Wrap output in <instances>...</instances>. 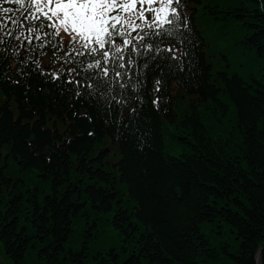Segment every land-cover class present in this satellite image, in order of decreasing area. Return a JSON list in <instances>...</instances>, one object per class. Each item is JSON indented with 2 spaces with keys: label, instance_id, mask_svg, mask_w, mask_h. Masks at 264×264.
<instances>
[{
  "label": "snow or ice",
  "instance_id": "obj_1",
  "mask_svg": "<svg viewBox=\"0 0 264 264\" xmlns=\"http://www.w3.org/2000/svg\"><path fill=\"white\" fill-rule=\"evenodd\" d=\"M204 7L213 17V23L217 19L226 21L229 16L244 21L245 14L252 21H264V0H216ZM187 11L188 0H0V70L17 72L18 86L37 77L41 85L47 83V107L52 111H56V104L61 100L83 102L91 109L84 114L90 122L99 119L106 131L115 129L111 143L118 145L119 156L110 163L119 169L120 175L97 189L93 200L94 206L98 204L109 213L112 226L107 234L102 233L94 240L97 250L93 257L101 254L106 236L117 228L125 234L141 231L138 239L143 247L139 254L128 257L126 264H132V259L139 262L144 254L148 264L155 261L194 264L192 257L196 248L204 246L194 244L193 239H201V225L214 218L209 212L215 209L202 205L200 201H207V196H193L182 174L173 171L186 168L187 164H178L171 157L166 159L152 147L159 140L160 114L163 112L169 120L174 119L161 99L166 77L175 69L189 91H200L199 86L193 88L191 81H184L183 73L193 59V52L200 59L197 68L206 72L211 67V63H204L205 54L199 49L205 44L215 48L212 40L219 36L215 31L211 39L202 36ZM258 29L254 35L239 37L237 26L232 25L227 29L232 33L231 38L226 36L219 41L221 57L227 60L223 49L234 48L241 42L259 41L258 49H264V40H261L264 27L258 25ZM237 64L243 69L245 60L238 59ZM150 72L156 73L155 79L150 78ZM261 77H264V64ZM232 80L237 85L231 97L237 115L243 120V114L255 112L264 129V100L259 101L258 112L253 103L264 97V79L250 74L247 83L240 87L243 81L234 72ZM254 82L256 89L252 88ZM25 87V95L33 90L32 83ZM36 91L45 93V88L37 86ZM69 96L71 101L67 100ZM29 111L34 123H21L23 109L15 123L25 130L26 137L31 134L32 138L21 140L19 145L14 143L8 153L0 155L5 160L12 156L27 169L33 158L43 152L44 145L49 144L51 150L43 152V158L51 168L57 153H62L63 146H70L71 141L64 140L63 146L52 144L55 119H52L53 127H41L46 123L43 107ZM69 115L80 114L73 110ZM11 116L9 112L8 117ZM87 135L94 138L96 132L89 131ZM5 139L8 138H0V144ZM117 182L125 187L117 190ZM48 203L55 205L56 201L49 199ZM84 215L87 217L88 213ZM97 224L93 217L92 224L86 225V233L91 235ZM11 227L5 217V223L0 224V255L8 256L13 241L19 240L15 233L22 229L9 233ZM260 251L264 254V243ZM12 259L16 262L18 258L13 254Z\"/></svg>",
  "mask_w": 264,
  "mask_h": 264
},
{
  "label": "trees",
  "instance_id": "obj_2",
  "mask_svg": "<svg viewBox=\"0 0 264 264\" xmlns=\"http://www.w3.org/2000/svg\"><path fill=\"white\" fill-rule=\"evenodd\" d=\"M245 16L244 21L236 16L227 18L239 27L237 36L249 37L258 32V25L264 27V21H252L247 18V14ZM258 43L259 41L241 42L239 46L247 54H251L256 70L261 74L264 49H258ZM188 47L191 48V45ZM199 51L204 53L203 47ZM199 63L200 59L193 52V59L188 63L183 78L186 82L191 81L193 88L199 86L200 91H189L187 83L180 82V75L175 69L166 77L167 83L161 99L163 105L171 110L174 119L169 120L163 112L160 114L159 140L152 147L166 159L171 157L178 164H187L186 168L173 171L182 174L193 196H207V201H200L202 205L207 209H215L214 212H209L214 218L205 223L216 227L218 235L214 236L219 240L223 257L230 264H257L256 253L264 243V129L255 118V112L243 114V120L237 115L236 106L231 99L237 90V85L232 80L233 74L220 70L216 65H211L205 72L203 68L196 67ZM204 63H210L206 54ZM192 72L196 75L192 76ZM222 73H226V76ZM236 74L237 79L243 81L240 85L243 87L250 76ZM149 75L151 79L156 77L155 72H150ZM18 78L14 70H0V97L3 99L0 101V138H8L0 144V153H8L14 143L19 145L21 140L32 138L31 134L26 137L25 130L16 125L15 121L23 109L25 114L21 123H34L29 111L34 107L44 109L43 118L46 123L41 127H53L52 119L56 121L52 144L63 146L64 140H67L71 141V145L63 146V152L57 153L58 158L54 159L51 168L47 167L48 162L43 158V152L51 150L49 144L44 145L43 152L38 154V158H33L27 169L19 165L12 156L5 160L0 155V224H4L7 217V223L12 225L8 228L9 233H13V229H22L15 233L19 240L13 241L12 250L7 257L13 261L14 254L18 258L16 262L13 261L15 264H26L32 253H35L36 260L44 259L46 264H100L101 261L103 264H126L127 258L133 253L139 254L143 247V242L138 239L140 229L125 234L123 229L117 228L129 243L106 247L96 257L80 249L65 247L77 224H81L83 220L86 221L84 224H92L87 222L91 212L96 215L98 224L91 235L86 233L89 237H94L101 229L100 216L109 214L98 204L94 206L93 200L97 189L107 186L109 181L120 175L119 169L113 168L110 163L119 156L118 145L111 143L115 129L106 131V126L99 119L95 123L90 122L84 114L91 109L83 102L65 103L61 100L56 104V111H52L47 107V83L41 85L40 78L37 77L33 81H22L18 86L15 83ZM174 81L184 89L181 93H186L188 97L185 95L182 98L188 108L181 116L172 108L170 88ZM28 83L33 84V90L25 95V85ZM37 86H43L45 93H37ZM148 86L152 87L151 84ZM252 88H257L255 82ZM29 99L31 103L27 102ZM67 100L71 101V96ZM260 100H264V97L253 102L256 112L261 107ZM73 110L80 115H69ZM9 112L12 113L11 118L8 117ZM226 119L230 124L227 121L224 125ZM228 124L235 125L234 130ZM89 131L96 132L94 138L87 135ZM11 137L16 139L12 140ZM109 148L112 150H108ZM102 149L104 151L101 154ZM29 172L35 173L34 177L46 184L50 191L45 193L39 186H27L24 177ZM123 187L125 186L117 182V190ZM49 199L56 201L55 205L49 204ZM131 210L129 207V211ZM85 212L88 213L87 217ZM202 225L201 239L194 238L193 243H202L204 246L196 248L192 260L194 264L217 263L222 259V254L212 244L209 235L203 232ZM83 228V232H86V225ZM225 230L234 235V240H238L236 254L222 240ZM25 240L27 243H24ZM125 248L127 251H124ZM146 257L147 254L140 256L139 262L132 259V264H148ZM262 258L264 260V254ZM155 264H160V261H155Z\"/></svg>",
  "mask_w": 264,
  "mask_h": 264
},
{
  "label": "rangeland",
  "instance_id": "obj_3",
  "mask_svg": "<svg viewBox=\"0 0 264 264\" xmlns=\"http://www.w3.org/2000/svg\"><path fill=\"white\" fill-rule=\"evenodd\" d=\"M230 60H231V65H230L229 69L227 68V70H231V72L242 73V71L244 70L245 67L243 69H241V68H239V66H236V63L238 60V58L236 57V53L233 55V57H231ZM245 66H249V65L245 63ZM259 78L263 79L260 76H259ZM0 101H3V99H1V97H0ZM227 121H228L227 119L225 120V122L223 121L224 125L227 124ZM228 123L230 124L229 121H228ZM216 127H219V126H216ZM229 127L233 128L232 130H234L235 125L234 126L229 125ZM35 175H36L35 173L29 172V174L26 175V177H24V179H26V181H27V186H29L31 188H35L36 186H39V188H41L43 191H45V193L47 191H50L49 187L46 184L39 182V180H38L39 178L37 179L34 177ZM19 183H20L19 185L22 186V183L21 182H19ZM93 217H96V215H94L91 212V216L89 217V220H87V222L92 223ZM84 223H86L85 220H83V222H81V224L76 225V227H75L76 229L74 230L69 241L66 243L65 247L66 248L72 247L74 249H80L83 252H87L88 254L93 255V253L96 252V250H97L96 245L94 244V240H98L101 237L102 233L107 234L109 232V230L112 226L111 217L109 214H103L100 216L99 223L101 225V227H100L101 229L98 230V232H96L94 237H89L88 235H86V232H83V230L85 229V228H83V225H87ZM202 230L207 235H209V238H210L212 244L216 248H218V250L220 251L221 249H220V245H219V240L214 236V234L218 235V233L216 232V227H214L210 223H204L202 225ZM117 233H119V234H117ZM223 235H225V237H222V240L226 241L228 246H230L231 251L235 252V254H236V252H238L237 251L238 250V248H237L238 240L237 241L234 240V238H233L234 235L228 234L226 230H225V233ZM125 238H126V236L124 234H120V232L117 229L116 232L111 233L110 235L106 236V242H105L103 249H105L106 247H109L108 245L118 246L122 243L128 244L129 242L125 241L124 240ZM220 253L222 254V256H221L222 259L219 262L213 263V264H230L228 259L226 257H223V253L221 251H220ZM258 253H260L262 255L260 248L258 249L256 254H258ZM31 257H33V258H31ZM31 257L27 258L26 264H46L44 259L36 260L37 258L35 256V253H32ZM0 262H3V264H15L10 258H8L7 256H3V255H0ZM257 262H258V264L259 263L264 264L263 258H261V260H259V261L257 260ZM85 264H88V262H86ZM201 264H210V263L206 262V263H201Z\"/></svg>",
  "mask_w": 264,
  "mask_h": 264
},
{
  "label": "water",
  "instance_id": "obj_4",
  "mask_svg": "<svg viewBox=\"0 0 264 264\" xmlns=\"http://www.w3.org/2000/svg\"><path fill=\"white\" fill-rule=\"evenodd\" d=\"M258 261L260 260V253L257 254V258Z\"/></svg>",
  "mask_w": 264,
  "mask_h": 264
},
{
  "label": "bare ground",
  "instance_id": "obj_5",
  "mask_svg": "<svg viewBox=\"0 0 264 264\" xmlns=\"http://www.w3.org/2000/svg\"><path fill=\"white\" fill-rule=\"evenodd\" d=\"M83 226H85V225H83Z\"/></svg>",
  "mask_w": 264,
  "mask_h": 264
}]
</instances>
